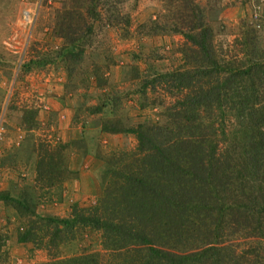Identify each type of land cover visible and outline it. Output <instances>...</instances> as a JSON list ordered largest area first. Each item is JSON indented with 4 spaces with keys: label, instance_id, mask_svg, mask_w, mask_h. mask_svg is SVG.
I'll list each match as a JSON object with an SVG mask.
<instances>
[{
    "label": "rangeland",
    "instance_id": "1",
    "mask_svg": "<svg viewBox=\"0 0 264 264\" xmlns=\"http://www.w3.org/2000/svg\"><path fill=\"white\" fill-rule=\"evenodd\" d=\"M190 1L211 31L220 135L245 138L240 121L250 119L232 107L236 93L253 91L264 106V0ZM181 2L0 0V264L104 251L89 227L59 235L51 249L38 227L97 205L110 169L135 152L136 125L168 122L172 98L153 81L183 68L190 43L161 31L167 18L192 13ZM107 123L124 129L107 132ZM28 230L34 236L20 240Z\"/></svg>",
    "mask_w": 264,
    "mask_h": 264
},
{
    "label": "trees",
    "instance_id": "2",
    "mask_svg": "<svg viewBox=\"0 0 264 264\" xmlns=\"http://www.w3.org/2000/svg\"><path fill=\"white\" fill-rule=\"evenodd\" d=\"M189 2L188 22L178 12L161 29L190 43L183 68L153 81L172 98L168 122L136 125L135 152L110 169L113 181L97 205L74 211L71 219L41 218L39 240L47 239L46 248L73 227H89L99 231L104 251L40 264H264V106H256L255 91L236 93L232 109L250 119L240 121L239 130L251 133L229 141L220 135L211 31ZM198 62L208 67L199 69ZM123 129L117 123L103 127ZM32 236L28 230L19 239Z\"/></svg>",
    "mask_w": 264,
    "mask_h": 264
}]
</instances>
